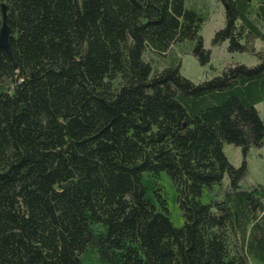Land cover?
<instances>
[{"label": "trees", "instance_id": "obj_1", "mask_svg": "<svg viewBox=\"0 0 264 264\" xmlns=\"http://www.w3.org/2000/svg\"><path fill=\"white\" fill-rule=\"evenodd\" d=\"M218 1L211 43L258 62L193 81L205 0H0V264H264V187L223 151L264 144V0Z\"/></svg>", "mask_w": 264, "mask_h": 264}, {"label": "rangeland", "instance_id": "obj_2", "mask_svg": "<svg viewBox=\"0 0 264 264\" xmlns=\"http://www.w3.org/2000/svg\"><path fill=\"white\" fill-rule=\"evenodd\" d=\"M205 1L208 16L202 23L200 34L203 46L210 50V58L207 63L201 64L192 52L185 51L181 53V74L193 81H199L212 77L228 64L243 63L249 66L255 65L258 59L254 54L246 51L229 52L226 41L219 45L211 43L214 31L224 24V7L218 0ZM254 46L256 50L264 51V41L256 39ZM256 108L261 120L264 122V100L259 101L256 104ZM223 151L227 159L234 166H239L245 161L246 173L239 182L242 187H248L252 184H260L264 187V144L258 147L251 146L244 154L239 146L226 143L223 146ZM158 180L166 195L169 218L172 224L178 227L183 223V217L178 206L174 184L165 171L160 172ZM227 181V175H224L222 183L225 185ZM218 188V184L213 185V190L204 188L199 197L201 202H209L211 193Z\"/></svg>", "mask_w": 264, "mask_h": 264}, {"label": "water", "instance_id": "obj_3", "mask_svg": "<svg viewBox=\"0 0 264 264\" xmlns=\"http://www.w3.org/2000/svg\"><path fill=\"white\" fill-rule=\"evenodd\" d=\"M1 7V13H2V24H1V27H0V47L3 48L6 53L11 57V52H10V48H9V41H8V38H9V28L8 26L6 25L5 23V14H6V11H5V5L3 3H1L0 5ZM14 66H15V63H13Z\"/></svg>", "mask_w": 264, "mask_h": 264}]
</instances>
